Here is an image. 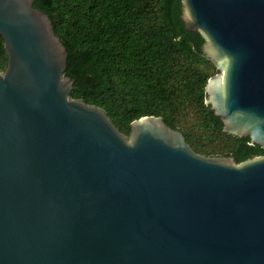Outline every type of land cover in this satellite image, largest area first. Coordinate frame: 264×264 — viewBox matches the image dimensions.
<instances>
[{
	"label": "water",
	"instance_id": "1",
	"mask_svg": "<svg viewBox=\"0 0 264 264\" xmlns=\"http://www.w3.org/2000/svg\"><path fill=\"white\" fill-rule=\"evenodd\" d=\"M34 0H0V264H264V157L196 153L159 117L128 136L69 97ZM215 66L204 104L264 148V0H182Z\"/></svg>",
	"mask_w": 264,
	"mask_h": 264
},
{
	"label": "trees",
	"instance_id": "2",
	"mask_svg": "<svg viewBox=\"0 0 264 264\" xmlns=\"http://www.w3.org/2000/svg\"><path fill=\"white\" fill-rule=\"evenodd\" d=\"M182 0H34L66 52L69 97L101 108L124 135L142 117H159L205 157L236 162L264 157L248 138L222 132L204 104L215 66L201 53L204 39L187 31ZM7 56L0 35V72Z\"/></svg>",
	"mask_w": 264,
	"mask_h": 264
}]
</instances>
